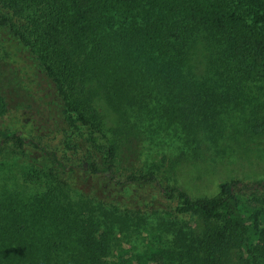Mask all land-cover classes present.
Returning <instances> with one entry per match:
<instances>
[{"label": "trees", "instance_id": "16d2710c", "mask_svg": "<svg viewBox=\"0 0 264 264\" xmlns=\"http://www.w3.org/2000/svg\"><path fill=\"white\" fill-rule=\"evenodd\" d=\"M0 58V264H264V178L193 197L114 129L264 135V0H0Z\"/></svg>", "mask_w": 264, "mask_h": 264}, {"label": "rangeland", "instance_id": "374dc122", "mask_svg": "<svg viewBox=\"0 0 264 264\" xmlns=\"http://www.w3.org/2000/svg\"><path fill=\"white\" fill-rule=\"evenodd\" d=\"M24 84L16 71L0 58V93L14 106L34 102ZM130 121L134 128L127 135L122 128L114 127L126 160L145 170L154 163L159 164L170 183L182 187L193 197L216 194L220 181L224 179L264 178V135L246 140L240 134L237 144L226 139L210 148L197 149L194 147L196 142L187 141L185 144L182 138L172 140L169 133L160 130L163 127L154 121L152 124L144 120ZM111 125L115 124L111 122ZM135 130L142 134L139 139ZM6 176H0V183L5 182ZM7 185L13 187L11 182Z\"/></svg>", "mask_w": 264, "mask_h": 264}]
</instances>
